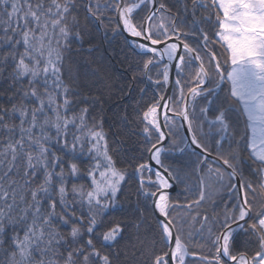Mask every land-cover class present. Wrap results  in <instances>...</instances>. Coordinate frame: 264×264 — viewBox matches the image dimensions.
I'll return each instance as SVG.
<instances>
[{
	"label": "snow or ice",
	"instance_id": "1",
	"mask_svg": "<svg viewBox=\"0 0 264 264\" xmlns=\"http://www.w3.org/2000/svg\"><path fill=\"white\" fill-rule=\"evenodd\" d=\"M201 8L207 15L199 14ZM205 24L215 29L211 36ZM90 27L103 31L109 56L117 37L142 38L129 47L137 56H151L129 63L132 81L167 88L174 68L179 96L175 89L171 96L154 95L137 114L145 137L139 156L110 153L102 121L92 117L89 123L101 88L112 87L105 77L99 78V96L65 82L64 53L72 42L82 46L94 39ZM154 68L162 79L153 80ZM173 102L183 107L173 109ZM161 106L182 120L181 127L187 125L185 136L169 124L175 120L167 111L168 133L162 131ZM126 118L125 113L121 119ZM169 136L172 150L196 157V171L208 165L206 175L234 194L223 209L206 194L203 177L194 201L172 198L170 178L180 177L162 158ZM208 139L217 148L211 162ZM223 141L229 142L226 154L219 151ZM85 156L90 160L82 171ZM245 161L255 184L243 174ZM151 162L163 169L154 172L155 179ZM130 178L138 185L136 201L125 208L120 197ZM81 179L88 183L75 182ZM147 208L159 242L174 243L151 264H169V255L171 264H185L189 249L181 233L189 215L199 225L189 238L214 250L200 257L204 264H264V0H191V6L188 0H0V264H128L129 247L133 256L138 250L131 241ZM113 211L124 218L109 219Z\"/></svg>",
	"mask_w": 264,
	"mask_h": 264
},
{
	"label": "trees",
	"instance_id": "2",
	"mask_svg": "<svg viewBox=\"0 0 264 264\" xmlns=\"http://www.w3.org/2000/svg\"><path fill=\"white\" fill-rule=\"evenodd\" d=\"M79 3H82L83 0H78ZM189 6H191V0H188ZM146 13H140V15H145ZM199 14L207 15V12L204 11L203 8L199 10ZM80 21L81 25L84 23V14L81 11L80 13ZM71 18H69L70 23ZM159 23V20L156 21ZM114 26V25H113ZM201 27L205 28V30L209 31L211 36L212 27L210 25H201ZM89 30L93 33L94 39L90 40L87 43H84L82 46L79 43L72 42L70 44V51H66L64 53V79L65 82L72 86L74 89H79L85 95L91 96H99L100 92H97L96 89L100 87L99 78L105 77V83L111 84L110 88H101L103 92L102 99L97 102L95 105L91 116L89 117V123L92 121V117H95L96 120L102 121L103 123V131L106 134V138L109 142V151L115 152L117 150L120 151L121 155L127 154L129 156L136 155L139 156L142 154L143 149L145 148V137L142 133V129L144 127L137 120V114L142 113L144 107L148 104L154 102L153 97L158 99L161 95H163L165 87L161 85L157 88L154 84H150L146 79L132 81L130 78L133 75L132 72L127 71L129 63L135 61H142L144 59H148L151 55L145 56H137L129 47L127 40L125 37H117L116 41H113V46L115 48V52L110 56L105 55L104 49L107 47V44L104 43V34L101 31L99 34L95 32V29L91 27ZM109 35L111 32L109 30ZM163 40V37H160ZM214 39V37H212ZM192 38L188 39V43H192ZM118 41V43H117ZM90 45H94L96 50L89 51ZM215 50L219 54L220 50L222 53L223 50L219 47V45L215 46ZM127 57V58H126ZM222 58V57H221ZM156 59H159L156 57ZM96 72L97 75H92L93 72ZM158 69L154 68L152 70L153 80L162 79V76H157ZM159 71L162 72V65L159 66ZM195 74V69H193L192 75ZM96 81V83H93ZM131 85V87H129ZM191 86V85H189ZM91 88L92 91L89 93L88 89ZM123 88V92L120 89ZM141 89H144V92H141ZM173 89H175V95L179 96V89L175 88V82L173 84ZM185 93L187 92V88L184 89ZM114 93V94H110ZM173 95V90L172 94ZM223 95V93H221ZM121 97H124L121 99ZM182 103L180 102L177 105L173 102L170 107L171 108H182ZM203 106V102L201 104ZM209 107H211L209 105ZM172 115L169 117L174 118L175 122L172 120L169 121V124L176 130H178V136L182 137V130L178 129L179 121L176 117H174V112L170 111ZM127 114L126 119H121L122 116ZM211 116L209 117V119ZM245 118H242V120ZM180 127V126H179ZM166 131L168 133V128ZM241 131H243V123L241 124ZM178 138V137H177ZM174 138L169 136L168 141L165 144V148L168 151L162 157L164 160L165 166H170L171 169L178 170V175L180 177V181L174 179L176 189L172 193V198L175 200L177 194H179V202L182 204H186L189 200H195L199 196V183L201 178L204 179L205 191L206 194L211 189L220 188L218 184L212 183V179L206 176L208 165H204V171H196V165L193 163L196 160V157H189L187 153H181L178 149L172 150L170 147L171 141ZM156 140L153 138L151 143H155ZM206 143L209 144L211 148L212 155L216 156L217 148L214 145L211 139H208ZM243 141L241 144L243 145ZM223 147L219 149V151L223 153H228L229 142L223 141ZM150 146V145H148ZM232 149H237L236 144L231 145ZM85 153H87V147L85 148ZM247 153H242V155H246ZM144 158L147 159V153H143ZM115 158V157H114ZM90 158L85 156L84 163L81 165V170L87 167ZM212 160L209 159V162ZM141 161L137 160L135 163H140ZM126 161L118 166L123 167L126 165ZM213 167H216L213 164ZM240 167L243 169V174L246 178H250L253 180L254 184L256 183L257 178L255 176H250L249 168L247 161L242 163ZM131 171V167L129 168ZM154 179V176H153ZM76 183H88L87 180L81 179L75 181ZM234 182V181H233ZM137 182L132 180L124 185L123 193L120 197L121 204L126 208L129 202L135 203L136 201V188ZM185 189H191V191H185ZM225 194L222 195L221 192H218L214 196H212L213 203H219L220 209H223L224 202L229 201V193L226 192L224 187ZM234 195V194H232ZM187 197V199H186ZM261 200L259 194H257V202ZM230 207V204H229ZM208 208V202H205L201 208L199 209L200 214L203 215L204 209ZM193 215L195 214V210H193ZM172 215H183L182 211H174ZM188 217H191L189 215ZM109 219H123L124 217L121 215L119 211H113L109 214ZM67 229H62V231H66ZM133 233L137 232V229H130ZM157 227L155 218L151 214V209L147 208L144 211V220L139 225L138 229V237L133 236L131 241L132 244L136 245L138 249L135 251V255H132L133 249L129 247L128 249V264H144L145 261L148 264H151V261L154 260L156 255H160L164 252L168 251V244H161L159 242V238L156 235ZM184 239L187 241L189 252L185 257V264H204V261L200 259L202 255H210L213 249L210 247H201V241L192 237L189 238L188 234L182 232L181 233ZM125 241L120 242V246H123ZM117 245H113V251H115ZM196 253V255H193ZM124 257H121L123 259ZM230 264V262H229Z\"/></svg>",
	"mask_w": 264,
	"mask_h": 264
},
{
	"label": "water",
	"instance_id": "3",
	"mask_svg": "<svg viewBox=\"0 0 264 264\" xmlns=\"http://www.w3.org/2000/svg\"><path fill=\"white\" fill-rule=\"evenodd\" d=\"M133 39H136L137 42H141V41H142V38H132V37H128V38H127V42H128L129 45L132 44ZM169 42H170V43H174V42H176V40H175V38H173V39L170 40ZM147 43H149V45H150V42H147ZM180 51H182V45H181V49H180ZM149 54H150V53H149ZM150 55H151V54H150ZM164 61H165L166 63L168 62L166 58H165ZM174 73H175V72H174V68H173V71H172L171 74H170V87H167V88L165 87V90H164L163 95H164L165 93H167V95L170 96L171 89H172V86H173V81H174V78H175ZM166 98H167V97H166ZM166 111H167V115H170L169 110H165V109L163 108V106H161V107L159 108V110H158V116H159L160 123H161V125H162V131H164V132L167 134V131H166L165 127H163V125H164L163 117H164V114L166 113ZM179 119H180V118H179ZM180 121H181V124H182V120H181V119H180ZM186 127H187L186 124L183 125V127H182L184 135L186 134ZM165 144H166V142L164 143V146H165ZM214 157H215V156L211 154V155L208 157V159L213 160ZM151 163H152V165H153V175H154V172H155L157 169H159L160 171L163 172V169H160L158 165H155V162H151ZM221 163H222V162H221ZM165 175H166V174H165ZM170 183L173 184V188L171 189V195H172V193H173V192L175 191V189H176V185H175V183H174L173 178H170ZM174 232H175V230H174ZM172 246H174V243H173L172 245H169V244H168V251H167V252H169L170 247H172ZM167 259L169 260V264H171V258H170V255H169V257H167Z\"/></svg>",
	"mask_w": 264,
	"mask_h": 264
},
{
	"label": "rangeland",
	"instance_id": "4",
	"mask_svg": "<svg viewBox=\"0 0 264 264\" xmlns=\"http://www.w3.org/2000/svg\"><path fill=\"white\" fill-rule=\"evenodd\" d=\"M204 2V0H201V3H203ZM213 19H214V16H213ZM215 29L214 28H212V30H211V33L214 31ZM220 52H221V50H220ZM219 52V54H221ZM157 58H159L158 56H157ZM165 62V61H164ZM166 63V62H165ZM187 93V92H186ZM169 112H170V110H169ZM177 118V117H176ZM178 119V121H179V126H178V129H181L182 130V136H185L184 135V133H183V129H182V127H181V121H180V119L179 118H177ZM211 119V118H210ZM246 119V118H245ZM163 120H164V117H163ZM204 131L205 132H207L208 131V128H207V126L204 128ZM167 142V141H166ZM207 176V175H206ZM154 179H155V176H154ZM174 180V179H173ZM175 183V182H174ZM212 183H214V184H218L219 186H220V188L221 189H219V188H216L215 190L214 189H211V190H209L208 192H207V195L208 196H214L215 194H217L218 192H221L222 193V195L223 194H225V191H223L224 190V186L222 185V184H220L219 182H217V180L215 179V178H213L212 179ZM234 183H235V181H234ZM227 192V191H226ZM231 196H232V194H229V198H231ZM175 216V215H174ZM180 216H183V215H180ZM183 232L184 233H186V234H188L189 233V231H194V229L195 228H198L199 227V225L198 224H192L191 223V217H187V219L185 220V222H184V224H183Z\"/></svg>",
	"mask_w": 264,
	"mask_h": 264
},
{
	"label": "flooded vegetation",
	"instance_id": "5",
	"mask_svg": "<svg viewBox=\"0 0 264 264\" xmlns=\"http://www.w3.org/2000/svg\"><path fill=\"white\" fill-rule=\"evenodd\" d=\"M181 39L183 40L184 38L183 37H181ZM187 42H189V41H187ZM192 43L194 44L195 43V41L194 40H192ZM182 51H183V49H182ZM181 51V52H182ZM205 60H207V57H205ZM174 75H175V73H174ZM175 79H176V76H175V78H174V82H175ZM209 87H212V85H209ZM172 90H173V86H172V89H171V93H170V96H171V94H172ZM182 107H183V103H182V105H181ZM165 115V114H164Z\"/></svg>",
	"mask_w": 264,
	"mask_h": 264
}]
</instances>
